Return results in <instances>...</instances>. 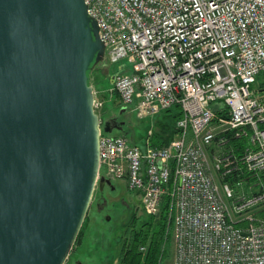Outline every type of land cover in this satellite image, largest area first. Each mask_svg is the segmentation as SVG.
<instances>
[{"label": "built area", "instance_id": "1", "mask_svg": "<svg viewBox=\"0 0 264 264\" xmlns=\"http://www.w3.org/2000/svg\"><path fill=\"white\" fill-rule=\"evenodd\" d=\"M85 2L106 59L129 64L110 93L139 119L174 106L183 113L178 138L164 147L101 129L100 175L125 181L149 216L168 197L174 264H264L256 215L264 203V0ZM236 139L246 140L243 152L231 146ZM239 175L253 178L258 194L235 192L246 179L225 180Z\"/></svg>", "mask_w": 264, "mask_h": 264}, {"label": "water", "instance_id": "2", "mask_svg": "<svg viewBox=\"0 0 264 264\" xmlns=\"http://www.w3.org/2000/svg\"><path fill=\"white\" fill-rule=\"evenodd\" d=\"M105 60L85 0H0V264H66L96 188L115 189L100 130L124 131L90 82Z\"/></svg>", "mask_w": 264, "mask_h": 264}, {"label": "rangeland", "instance_id": "3", "mask_svg": "<svg viewBox=\"0 0 264 264\" xmlns=\"http://www.w3.org/2000/svg\"><path fill=\"white\" fill-rule=\"evenodd\" d=\"M128 62L124 61L119 64H111L107 59L104 63L99 65L91 74H90V82L93 86L94 91L96 92V98L103 103V108L99 111V115L101 117L102 123L104 124L106 121H110L113 118H119V120L124 122V132L114 131L112 135H122L127 134L129 138L134 140H138V143H143V139L148 141V137L150 136V132L152 134L156 132L161 133L158 124L160 122H166V115H158L156 117L147 118V119H139L137 113L134 111L133 107L126 109L122 112V107L118 101L117 95H112L110 90L112 89L114 83L112 81V77L114 73H121L122 66H128ZM264 80V75H261L258 79L257 87L261 86ZM255 87L253 86L252 89ZM160 116V117H159ZM162 117V118H161ZM151 134V135H152ZM150 143L152 145V138L150 136ZM141 141V142H139ZM137 142V141H136ZM145 142V143H146ZM115 185L119 188V193L116 194H106V199L108 203V207H104V214H100L97 210V201L99 199V191L94 193V197L88 212L91 223L93 221L96 222L94 227V236L98 245L101 248L95 251L93 256L87 257L83 263L85 264H105L108 263V256L106 255L107 247H109V243L112 244L114 248H110V258L111 261L113 257H115V249L119 245L120 236L126 224L130 221V219L136 214L137 217L141 218V221H148L149 218L143 211L141 198L136 195L134 192H129L125 188V181L117 180ZM246 184L242 194H246V192H251L249 185ZM258 191V189H255ZM114 206V207H113ZM264 209V203L256 208V211H261ZM108 217H111L107 220ZM263 218V217H259ZM139 228V227H138ZM174 229V228H173ZM173 229L171 232V242L170 245L167 243H163L165 247L162 248L160 254L158 255L157 263L153 264H174V257L170 259V252L172 248V235ZM155 227L153 228V231ZM103 232V234H102ZM110 237L112 240L110 241ZM109 239V240H108ZM168 246V247H167ZM104 247V248H103ZM104 250V252H102ZM173 255H174V245H173ZM74 256L68 259L67 264H73ZM110 262V260H109ZM113 264H115L113 262Z\"/></svg>", "mask_w": 264, "mask_h": 264}, {"label": "trees", "instance_id": "4", "mask_svg": "<svg viewBox=\"0 0 264 264\" xmlns=\"http://www.w3.org/2000/svg\"><path fill=\"white\" fill-rule=\"evenodd\" d=\"M160 115H166L165 117L167 119L166 122L164 120V122L162 121L160 122V124H158L161 133L158 134V132L155 131L153 136H151L153 147H164L166 145H169L174 140L175 136L178 134L176 125L177 122L183 117V113L180 106H174L173 108L163 112ZM122 136L134 141L133 137L129 138L127 134H122ZM231 146L236 148V151L238 153L243 152L246 147V140L236 139L231 142ZM261 177L264 181V174L261 175ZM244 179H246V184L248 185L254 183V179L247 177V175H239L237 177L229 176L225 180H227L231 185L235 186V184L239 180ZM235 192L240 193L241 190L236 188ZM246 194L250 196L252 194H258V191L253 190L250 193L246 192ZM258 214L260 217L264 218V209L258 211ZM148 217L151 219H148V221H141V218L137 217V215L135 214L124 227L120 236V240L118 242L119 245L116 248V252H118L119 254L118 264L157 263L158 255L160 254L162 248L165 247L163 243L165 242L167 243V245H170L171 232L173 229V218L171 215L168 197L164 198L161 206V212L159 213V215L155 217ZM90 221L91 220L88 215L85 220L84 226L80 232V235L76 241V244L72 250V255L74 254L73 252H75L77 248L82 245L85 235L89 230ZM154 227L155 230L153 231ZM142 247H146V250L142 251ZM172 256L173 245L170 252V259L172 258Z\"/></svg>", "mask_w": 264, "mask_h": 264}, {"label": "crops", "instance_id": "5", "mask_svg": "<svg viewBox=\"0 0 264 264\" xmlns=\"http://www.w3.org/2000/svg\"><path fill=\"white\" fill-rule=\"evenodd\" d=\"M122 69V68H121ZM114 75L116 76V73H114ZM111 76L112 78V81H113V83H114V80H115V76ZM114 79V80H113ZM178 138V134L175 136V138H174V140H176ZM135 139V138H134ZM130 140V139H129ZM132 143H134V144H137V145H140V146H145V144L147 143L146 142V139H143V143H138V140H130ZM137 141V142H136ZM139 142H141V141H139ZM146 142V143H145ZM115 182L116 181H114V184H115ZM118 187V186H117ZM125 189L127 190V186L125 185ZM94 224H96V222L95 221H93V223H91V221H90V226H89V230H88V232H87V234L85 235V238H84V240H83V242H82V245H80L78 248H77V250L75 251V252H73L74 254L72 255V253H71V255H70V258L72 257V256H74V261H73V264H85V263H83V261H85V259H87V257H89L90 255L91 256H93L94 255V253H95V251L96 250H98V248H101V246H99L98 245V242H96V238L94 237V236H96L95 235V233H94V227H95V225ZM102 234H103V232H102ZM109 240V239H108ZM112 240V237H110V241ZM113 245L112 244H110L109 243V247H107V252H104V250L102 251V252H104V253H106V255L108 256V263H106L105 262V264H111V263H115V264H118V257H119V254H118V252H116V249H115V257H113V260L111 261V258L109 257L111 254H110V251H108V250H110V248L112 247ZM104 248V247H103ZM112 248H114V247H112ZM94 252V253H93ZM87 256V257H86ZM70 258H69V260H70ZM109 260H110V262H109ZM100 261H98V264H102V263H99ZM68 263V262H67ZM66 263V264H67ZM92 264H94V263H92Z\"/></svg>", "mask_w": 264, "mask_h": 264}, {"label": "flooded vegetation", "instance_id": "6", "mask_svg": "<svg viewBox=\"0 0 264 264\" xmlns=\"http://www.w3.org/2000/svg\"><path fill=\"white\" fill-rule=\"evenodd\" d=\"M110 124H111V126H116V125L122 126L123 127V131H124V125L125 124H124L123 121L119 120V118H113V119H111L110 120ZM113 184H114V182H113ZM114 186H115V189H113L112 187H110L108 185H104L103 191H101L99 187L97 188V191H99L98 193L100 195H99V199L97 201L96 207H97V210L99 211L100 214H102V213L104 214V212H105L104 207H108V203H107V199H106V194L107 193H110V194H114L116 196V194L119 193V188L115 184H114Z\"/></svg>", "mask_w": 264, "mask_h": 264}]
</instances>
